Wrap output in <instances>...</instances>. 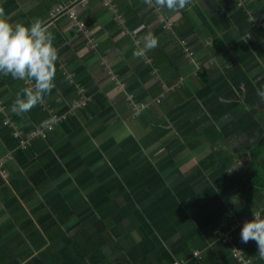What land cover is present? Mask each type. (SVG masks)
Returning <instances> with one entry per match:
<instances>
[{"label": "crops", "instance_id": "0c3cea01", "mask_svg": "<svg viewBox=\"0 0 264 264\" xmlns=\"http://www.w3.org/2000/svg\"><path fill=\"white\" fill-rule=\"evenodd\" d=\"M0 6L59 56L21 115L31 84L0 73V264H264L240 235L264 209V0Z\"/></svg>", "mask_w": 264, "mask_h": 264}, {"label": "clouds", "instance_id": "9594fccd", "mask_svg": "<svg viewBox=\"0 0 264 264\" xmlns=\"http://www.w3.org/2000/svg\"><path fill=\"white\" fill-rule=\"evenodd\" d=\"M144 3L149 7L179 12L191 0H144ZM11 19V15L0 6V73L31 84L17 93L12 105V111L21 115L43 103L45 94H50L55 87L56 62L59 56L54 45V35L39 19L30 25L19 21L12 23ZM157 46V37L148 32L143 37V47L135 50L133 56L143 57L147 51ZM257 94L264 99V89L258 90ZM253 216L252 220L243 224L241 240L243 243L254 240L258 245V257L264 260V209L254 211Z\"/></svg>", "mask_w": 264, "mask_h": 264}, {"label": "built area", "instance_id": "2783aa9c", "mask_svg": "<svg viewBox=\"0 0 264 264\" xmlns=\"http://www.w3.org/2000/svg\"><path fill=\"white\" fill-rule=\"evenodd\" d=\"M71 14H72V12L70 13V15ZM71 16L74 17L73 15H71ZM79 25L81 26V28H84L85 27V25H84L83 22H79ZM34 134H36V132H33L30 135L26 136V139L24 138L21 141V143L22 144H25L27 142V140L30 138V136L32 137V136H34ZM0 167H1V165H0ZM4 174H5V172H4ZM234 257L236 258V260L238 261L239 264H248V261L246 259H244L242 252H239V254H238L237 251H234ZM177 264H179V263H177Z\"/></svg>", "mask_w": 264, "mask_h": 264}, {"label": "trees", "instance_id": "16d2710c", "mask_svg": "<svg viewBox=\"0 0 264 264\" xmlns=\"http://www.w3.org/2000/svg\"><path fill=\"white\" fill-rule=\"evenodd\" d=\"M261 144H263V143H261ZM262 147H263V145H260L259 148H256L257 151H255V153H257V154H256L255 156H258L259 154H261V153L263 152V150H261ZM253 178H255V176L252 177V179H253ZM263 179H264V178H263ZM253 183H254V182H253ZM254 184H256V183H254Z\"/></svg>", "mask_w": 264, "mask_h": 264}, {"label": "rangeland", "instance_id": "374dc122", "mask_svg": "<svg viewBox=\"0 0 264 264\" xmlns=\"http://www.w3.org/2000/svg\"><path fill=\"white\" fill-rule=\"evenodd\" d=\"M17 139H18V137H17ZM263 151H264V149H263ZM245 177L246 178H251L252 176L250 174H245Z\"/></svg>", "mask_w": 264, "mask_h": 264}]
</instances>
